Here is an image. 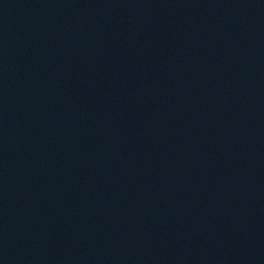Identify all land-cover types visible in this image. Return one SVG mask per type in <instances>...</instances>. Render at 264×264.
Returning a JSON list of instances; mask_svg holds the SVG:
<instances>
[{
    "label": "water",
    "instance_id": "water-1",
    "mask_svg": "<svg viewBox=\"0 0 264 264\" xmlns=\"http://www.w3.org/2000/svg\"><path fill=\"white\" fill-rule=\"evenodd\" d=\"M0 264H264V0H0Z\"/></svg>",
    "mask_w": 264,
    "mask_h": 264
}]
</instances>
